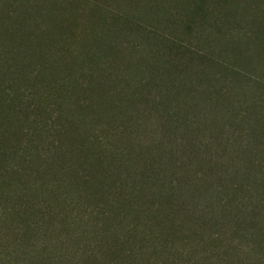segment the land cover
<instances>
[{"label":"trees","instance_id":"16d2710c","mask_svg":"<svg viewBox=\"0 0 264 264\" xmlns=\"http://www.w3.org/2000/svg\"><path fill=\"white\" fill-rule=\"evenodd\" d=\"M145 1L152 9L139 14L149 25L137 15H99V0H0V264H144L155 255L193 264L176 244H193L195 226L214 228L218 244L214 252L202 245L197 264H264V165L261 177L247 169L229 186L243 200L260 196L262 223L242 202L244 217L224 206L217 222L208 207L181 200L185 189L206 186L196 168L219 164L237 140L248 141L250 167L260 152L250 126L215 132L219 118L210 126L190 118L199 98L221 107L237 98L231 90L243 79L259 89L228 53L214 60L212 47L185 43L188 35L209 43L213 31L222 43L233 39L218 20L234 21L236 0ZM86 23L80 42L75 28ZM212 64L219 75L202 81ZM202 124L222 150L196 139L204 130L192 128Z\"/></svg>","mask_w":264,"mask_h":264},{"label":"rangeland","instance_id":"374dc122","mask_svg":"<svg viewBox=\"0 0 264 264\" xmlns=\"http://www.w3.org/2000/svg\"><path fill=\"white\" fill-rule=\"evenodd\" d=\"M119 0H99V4H102L103 7L100 10L99 15L103 14H111L112 12H119L121 14L126 15L129 18L134 19L135 15L139 19H144L143 14H139V12L144 11H151L150 6H146L147 3L145 0H131V6H126V2L120 3ZM130 1V0H128ZM170 1L169 5H174L176 2L175 0H166ZM238 2L240 5L238 6ZM212 1L209 2L210 7L212 6ZM235 12L232 13L233 20L231 23L228 19H225V15H220L218 22H221L224 26V30L228 31L233 36V39L228 40L227 43L223 42V35L218 34L217 31H213L210 37L209 43H204L201 45L199 44L194 36L188 35L185 38V43L187 46L192 47L198 50H207L210 47L213 48L212 54L213 59H219V55L224 56L225 54H229V58L226 59L227 62L234 64L239 69H248V71L252 74L254 78L260 79V84H256V87L259 89H255L252 84H247L246 81L243 79L240 81L241 88L237 89L236 91L231 90L232 97L234 94L237 96L234 100L231 99H223L222 103L223 106H220V101L217 99H213L210 102L211 97H206V93L209 95L211 93V89L214 87L215 84L206 87V85L200 88V95L202 97H206L203 101L199 98L198 104H190L193 105V110H195L196 114L190 115L192 120L194 119H201L203 123L207 124L208 126L211 125V121L214 122L215 119L219 118L218 125L216 126L217 130L215 132H220L223 130V126L227 123H230L227 126L232 125L234 131L237 132H244L248 131V126L250 129L256 130V135L251 138L252 141V149L258 147L260 149L259 153H255L253 155V159L255 160L256 164L250 167L251 164V156L250 158L246 155V150H248L246 139H239L237 140L238 144L234 146H229L227 150L224 152V160L221 161L219 164L215 163L211 165L210 163H206L200 165L196 168V171L201 174V177L208 179V181H204L203 188L198 189H185L184 192H181V200L185 202V204L198 207L200 209L209 208L206 213H209V217H213L214 221L221 220L222 207L230 206L231 211L238 213L241 211L242 214H239L241 217H244L249 210H255L251 212L249 216H254L257 219V222L262 223L260 209H257V200L260 196L255 198V192H252L250 199H240L244 195L239 193L236 195L235 193L229 191V186L233 182L232 177H242L244 172L247 169H250L255 173L258 177H261L262 173L260 167L264 165V0H236ZM143 7V8H141ZM86 12L87 9L85 8ZM126 11H130L129 14H126ZM137 13V14H136ZM79 16L84 18V13H80ZM134 21V20H133ZM143 22L145 24L147 21L144 19ZM216 22L212 18V24ZM143 24V26H145ZM199 25V24H198ZM196 26V29L198 28ZM87 23L84 26L78 25L76 26L75 30L78 35V38L81 39L80 42L83 40L85 28ZM168 34V33H167ZM213 36V37H212ZM217 40L218 44H221V47L217 49L214 41ZM210 51V50H209ZM220 67L217 65H210L207 68H204L202 73V81H211L213 80L216 75H219ZM203 82L202 84H204ZM259 81H256V83ZM190 87V85H188ZM188 90V87L185 86ZM205 102V103H204ZM225 112H228L229 115H225ZM198 114V115H197ZM200 114V115H199ZM225 117V118H223ZM236 118V121L234 120ZM199 119V120H200ZM228 119V121H227ZM205 124L193 126L192 130L199 129L200 131L204 132L202 134H197L195 137L201 143H207L210 146L211 151L213 150H222L218 143L215 142V137L212 136L211 133L206 132L207 126ZM258 127L262 131L258 134ZM171 132L174 130L169 127ZM244 132V133H247ZM206 132V133H205ZM239 135V133H238ZM215 145H212L214 144ZM209 146L207 148H209ZM242 147L241 150H238ZM257 148V149H258ZM198 159H208V156L197 157L196 162ZM234 159V160H233ZM250 159V163H249ZM199 162V160H198ZM239 171H235L236 169ZM202 170V171H199ZM193 173V172H192ZM192 173H190L192 175ZM253 182L254 180H250ZM211 183L213 185H211ZM189 191V192H188ZM245 195H247L245 193ZM188 201V202H187ZM242 202V206L246 207L243 208L245 210L240 209L238 206ZM201 213V212H200ZM188 214H190L188 212ZM248 216V217H249ZM189 217V216H188ZM191 218V217H189ZM187 222L193 223L189 220ZM216 230L214 228H208L206 232H201L198 230V227H194V231L192 233L193 244H188L185 241L183 245L177 243L178 247H182L178 253H182L183 255L187 256V251H191L193 256L191 257V262L193 264H197L198 260H201L205 256V252L202 250V245H204V250H212L211 252L215 251L216 246L218 245L211 239V234L214 233ZM199 238V239H197ZM200 239L202 242L200 243ZM222 244H226L231 240V236H224ZM220 244V243H219ZM196 252V253H195ZM254 257L250 256L249 260H252ZM177 262L172 260L173 263L170 264H189L186 259H181L177 257ZM211 260L204 261V264H211ZM144 264H164V258L161 256H152L148 262H144Z\"/></svg>","mask_w":264,"mask_h":264}]
</instances>
